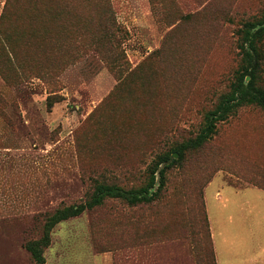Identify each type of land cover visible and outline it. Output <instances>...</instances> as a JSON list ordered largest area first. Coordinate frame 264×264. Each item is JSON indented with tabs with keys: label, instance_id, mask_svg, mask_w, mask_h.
<instances>
[{
	"label": "rangeland",
	"instance_id": "1",
	"mask_svg": "<svg viewBox=\"0 0 264 264\" xmlns=\"http://www.w3.org/2000/svg\"><path fill=\"white\" fill-rule=\"evenodd\" d=\"M263 13L264 0H0V264H34L26 245L97 185L140 188L160 155L177 160ZM221 181L264 190L263 109L219 124L160 200L108 199L56 225L46 264H215L206 210Z\"/></svg>",
	"mask_w": 264,
	"mask_h": 264
},
{
	"label": "trees",
	"instance_id": "2",
	"mask_svg": "<svg viewBox=\"0 0 264 264\" xmlns=\"http://www.w3.org/2000/svg\"><path fill=\"white\" fill-rule=\"evenodd\" d=\"M3 18L4 15L1 20ZM239 35L237 47L240 56V67L235 73L230 90L222 95L217 106L206 114L204 127L199 134L172 149V152L177 153L179 158L169 163L171 152L160 155L146 184L140 188L124 189L116 185L99 184L86 202L58 210L48 218L43 237L26 245L34 264H46L45 250L51 243V233L56 225L76 218L87 210L100 207L108 199L121 200L130 206L152 204L160 200L167 185L168 172L176 165L181 164L188 152L200 150L210 142L216 135L219 124L227 122L242 107L257 106L264 110V87L260 85L264 66V13L260 18L247 22ZM248 78L249 81H247ZM164 163L167 165L160 171V184L158 189H155L157 184L156 174ZM207 217L209 221L208 214ZM209 231L212 241L210 223ZM212 248L214 263L217 264L213 241Z\"/></svg>",
	"mask_w": 264,
	"mask_h": 264
},
{
	"label": "crops",
	"instance_id": "3",
	"mask_svg": "<svg viewBox=\"0 0 264 264\" xmlns=\"http://www.w3.org/2000/svg\"><path fill=\"white\" fill-rule=\"evenodd\" d=\"M207 211L217 264H264L263 189L221 181L207 198Z\"/></svg>",
	"mask_w": 264,
	"mask_h": 264
},
{
	"label": "water",
	"instance_id": "4",
	"mask_svg": "<svg viewBox=\"0 0 264 264\" xmlns=\"http://www.w3.org/2000/svg\"><path fill=\"white\" fill-rule=\"evenodd\" d=\"M177 157H178V155L176 154V155H175V158H177ZM159 182H160V172H159V177H158V184H157V187H159V186H158V185L160 184Z\"/></svg>",
	"mask_w": 264,
	"mask_h": 264
}]
</instances>
